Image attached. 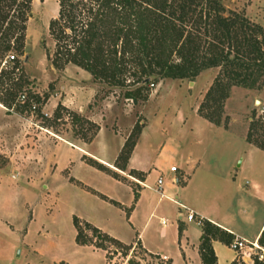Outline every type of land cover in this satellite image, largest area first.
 <instances>
[{"label": "rangeland", "instance_id": "rangeland-1", "mask_svg": "<svg viewBox=\"0 0 264 264\" xmlns=\"http://www.w3.org/2000/svg\"><path fill=\"white\" fill-rule=\"evenodd\" d=\"M224 3L230 11L264 26V0ZM56 7L60 10L58 0H33L24 54L12 51L0 66L1 70L9 65L11 55L19 57L17 76L26 73L32 81L25 94L29 96L32 90L41 97V104L33 111H20L16 105L10 114L4 106L5 112L0 109V264H106L102 255L79 251L76 245L105 251L111 264H164L138 248L131 254V247L101 237L95 228L128 233L129 210L111 204L102 193H111L127 205L133 201L127 187L107 182L101 170L129 183L136 196L143 188L145 174L132 167L133 158L150 167L161 146L170 140L185 143L183 152L192 151L216 168V175L209 174L210 185L207 177L202 184L201 176H193V198L202 186L221 195L226 189L222 178L231 165L237 183L228 187L227 199L235 211L244 212V219H252L255 226L250 224L246 230L253 233L256 224L264 220V150L249 140V132L254 115L264 116V87L232 86L224 99L207 108V94L220 68L204 70L193 80L147 78L142 65L126 55L119 75L121 84L115 85L113 79L96 80L75 63L54 64L53 59L64 56L66 47H76L78 40L71 30L60 34L58 29L53 35L50 25L54 18L49 12L54 13ZM104 45L107 50L109 41ZM58 49L64 54L59 56ZM129 92L133 98H128ZM76 117H82L84 123L75 122ZM189 129L192 135H187ZM193 137L200 142L192 144ZM242 158L244 165L238 167ZM163 161L162 174L168 178L171 165ZM175 167L185 180L178 165ZM157 178L154 172L151 183ZM242 185L247 196L238 192ZM146 191L149 196L141 221L147 219L160 197ZM159 209L168 220L177 210L167 199ZM75 217L79 218L80 242L86 240L87 244L77 240ZM152 225L159 233L161 219H154ZM234 241L233 235L232 244ZM249 247L252 261L264 253L263 246Z\"/></svg>", "mask_w": 264, "mask_h": 264}, {"label": "trees", "instance_id": "trees-1", "mask_svg": "<svg viewBox=\"0 0 264 264\" xmlns=\"http://www.w3.org/2000/svg\"><path fill=\"white\" fill-rule=\"evenodd\" d=\"M58 2L59 17L52 20L51 32L54 35L58 29L60 34L71 30L78 40L76 47H66L64 56L54 58V64L75 63L96 80L113 79L115 85L121 84L119 75L126 55L142 65V73L147 78L193 80L204 70L220 68V75L207 94V108L224 99L232 86L264 87V26L242 13L230 11L224 0ZM32 5L33 0H0V66L10 52L24 54ZM106 40L109 41L107 50L104 49ZM95 41L98 43L94 48ZM61 54L59 51V56ZM14 56L15 59L7 60L9 65L0 70V104L7 109V114L13 112V105L20 111L27 108L33 111L41 104L39 94L32 90L29 96L25 94L32 81L26 73L17 76L21 63L19 57ZM23 95L24 101L21 100ZM127 96L133 98L130 92ZM255 116L249 140L264 150V116ZM77 121L84 123L82 117H76ZM129 214L130 210L128 218ZM74 222L78 242L87 244L86 240L80 242L79 218L75 217ZM95 232L122 244L98 228ZM215 239L231 245L233 234L210 221H203L201 255L205 264L217 263L212 246ZM259 245L264 247V232ZM253 264H264V258H255Z\"/></svg>", "mask_w": 264, "mask_h": 264}, {"label": "crops", "instance_id": "crops-1", "mask_svg": "<svg viewBox=\"0 0 264 264\" xmlns=\"http://www.w3.org/2000/svg\"><path fill=\"white\" fill-rule=\"evenodd\" d=\"M58 12L59 9L56 7L54 13L53 11H50L49 13L51 14V17L55 19L58 17ZM0 109L5 112V109L1 104ZM7 116L10 117V115ZM192 132H190L189 129L187 131V135L189 133L192 135ZM196 142L200 141L198 138L193 137L192 144H196ZM172 143L170 140V142L161 146L157 160L154 164H151L150 167H144L140 160H137L136 163L134 161L135 158H133L132 167L145 174V178H143L142 182L143 188L141 191H138V198H136L135 193L129 183L114 177L107 171L99 169L104 172L107 182L114 184L115 187H127L133 196V201L130 203V205H127L124 202L116 199L111 193H102L106 197V200L111 204L119 206L122 210H130L129 218L127 216L128 233L125 235L115 230L105 231V228L101 226L97 227V225L93 223L91 224L100 229L103 233H106L124 245L131 247V254H135V250L138 248L149 257L153 256L158 261H165L164 264H167L168 261L171 264H205L201 255L203 224L199 225L195 221H190L188 219V214L193 211L197 219L212 222L225 231L233 234L235 236V240H243L247 245V249L239 251L220 239L213 240L212 246L217 257L216 264H233L237 261H243L245 264H251L252 259L250 256H248V249L250 248L249 245H259V238L264 232V220L260 224H256L257 226L255 231L250 233L246 229H248L250 224H252V227L255 226V224L253 225L252 219L248 216L244 219V212L235 211L230 204V198L227 199V196L230 197L227 190L228 187L236 185L237 183V179H235L237 176L234 173V169L231 170L230 165L229 169L223 175L222 180L224 186H226V189L221 192V195L220 193L217 194L218 191H211L212 188L210 190L209 186L207 188L202 186V189H198L196 191L195 197L193 198L191 196L193 190L191 181L193 176L195 174L198 177L201 176L202 180H199V182H202V184L204 181L206 182L205 177H207L208 182L206 183L207 185H210L211 183H209V174L216 175V168L203 157L196 156V154L192 151H188L186 153L183 152L185 143ZM99 160L101 159L99 158ZM163 160H168L171 168L178 165V167L181 169L182 176L186 179H181V177L177 175V171H172L171 168L168 171L166 170L169 174L168 178L164 177L162 174L163 168L165 166ZM178 160L180 161V164H177ZM101 161L109 167L112 166L105 159ZM243 161H245L244 158H242V161L239 163L238 167H242L244 165ZM237 162H239V158L236 161V164ZM154 172L158 173V178L157 181L152 184L151 177ZM160 177L163 178L164 182L162 190L158 191V179ZM239 188L240 189H238V192H240L241 196L248 195L244 185L240 186ZM146 190L154 191L155 193L159 194L160 197L155 207H148L151 210L147 215V219L145 221H141V215L143 212L145 213L147 208L145 199L149 196L147 195L148 192ZM255 190L259 191V186L256 185ZM94 191L97 192L96 190ZM165 199L172 202L177 208L176 213L174 217L171 218V220L165 219L164 216H162L159 212L160 203ZM113 201H117L120 205H116ZM156 218L161 219L162 222L159 233L154 231L152 225L153 220ZM163 220L167 222L166 225L163 224ZM76 248L79 251L91 253V255H102L105 263L111 264L107 260V253L101 249H95L89 245H76ZM69 263L74 264L71 262Z\"/></svg>", "mask_w": 264, "mask_h": 264}, {"label": "built area", "instance_id": "built-area-1", "mask_svg": "<svg viewBox=\"0 0 264 264\" xmlns=\"http://www.w3.org/2000/svg\"><path fill=\"white\" fill-rule=\"evenodd\" d=\"M10 58H11V60H14L15 59V56L14 55H11L10 56ZM25 95H23L22 97H21V100L22 101H24L25 100ZM263 110H264V107H263ZM172 169V171H177V167H172L171 168ZM163 178L162 177H160L159 179H158V191H161L162 190V186H163ZM188 219L190 220V221H195L197 224H199V225H202L203 224V221H202V219H197L196 218V215H195V213L192 211V212H190L189 214H188ZM163 224L164 225H166L167 224V222L165 221V220H163ZM254 245V244H253ZM254 246H256V248H259V245H254ZM232 247L233 248H235L236 250H239V251H241V250H245V249H247V245L245 244V242L243 241V240H239V239H236L235 241H234V243L232 244ZM260 258L261 259H263L264 258V255L263 254H261L260 255Z\"/></svg>", "mask_w": 264, "mask_h": 264}]
</instances>
